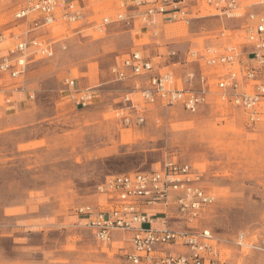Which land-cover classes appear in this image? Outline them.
I'll return each mask as SVG.
<instances>
[{
    "label": "rangeland",
    "instance_id": "rangeland-1",
    "mask_svg": "<svg viewBox=\"0 0 264 264\" xmlns=\"http://www.w3.org/2000/svg\"><path fill=\"white\" fill-rule=\"evenodd\" d=\"M183 1L189 26L169 24L163 38L142 34L139 25L115 24L100 35L90 25L56 23L42 32L56 43L54 58L31 59L23 77L0 72V264H130L129 235L114 233L110 243H99L78 210L111 209L103 192L107 180L158 170L167 161L191 165L214 197L195 226L216 238L220 264H264V101L255 126L216 94L195 113L155 105L142 124L134 113L129 123L124 119V98L141 80L117 82L111 68L128 54L139 51L158 71L183 78L189 71L218 72L186 63L190 51L224 52L234 45L249 52L245 21L218 16L206 0ZM238 1L246 10L264 11L259 0ZM82 4L88 22L121 11L120 0ZM14 8L12 0H0V56L23 33ZM66 78L91 90L94 103L76 106Z\"/></svg>",
    "mask_w": 264,
    "mask_h": 264
},
{
    "label": "built area",
    "instance_id": "built-area-1",
    "mask_svg": "<svg viewBox=\"0 0 264 264\" xmlns=\"http://www.w3.org/2000/svg\"><path fill=\"white\" fill-rule=\"evenodd\" d=\"M80 1L12 0L15 18L26 23V30L13 37L12 46L0 56V72L12 78L23 77L31 59L54 58L56 43L44 39L42 32L56 23L78 28L90 25L102 35L112 25L130 27L139 21L157 38L161 25L159 17L186 26L191 22V13L183 0H120L121 11L98 23L88 22L90 16ZM206 4L226 20L245 21L242 30L251 45L248 64L242 65L234 45L227 46L224 52L213 47L205 49V53L190 51L186 63H197L200 68L204 65L217 67L218 72L207 75L201 69L189 71L179 78L174 70L158 71L147 57L134 51L111 68L117 82L141 80L134 83L133 91L124 98L129 111L124 117L125 122L129 123L130 113H134L137 123L142 124L147 107L155 105L181 106L187 112L195 113L209 105L215 94L221 104L243 110L250 125L262 121L264 11L249 12L238 0H206ZM257 6L264 7V0H259ZM170 56L175 57L176 52L172 51ZM64 85L74 93L76 106L94 103L93 92L80 89L75 80L66 78ZM103 192L110 196L111 209L95 211L84 206L78 213L85 217V226L93 231L99 243H110L114 233L128 234L131 250L126 253V259L130 264H220L219 251L214 245L216 238L209 230H199L195 226L215 199L201 185V175L191 165L167 161L151 172L117 175L106 181ZM150 207H157L161 212L150 215L147 212ZM158 217L162 219L161 228L154 226ZM171 224L177 226L171 227ZM238 239L239 245L244 246V236L240 235Z\"/></svg>",
    "mask_w": 264,
    "mask_h": 264
},
{
    "label": "crops",
    "instance_id": "crops-1",
    "mask_svg": "<svg viewBox=\"0 0 264 264\" xmlns=\"http://www.w3.org/2000/svg\"><path fill=\"white\" fill-rule=\"evenodd\" d=\"M150 2H152L153 0H149ZM82 2H84V0H82V1H80L79 3L80 4H82ZM86 7V6H85ZM264 8V7H263ZM14 10H15V8H14ZM247 11H249V10H247ZM249 12H251V11H249ZM263 12V11H262ZM159 20H160V28H159V30H160V32H159V35H158V39L159 38H163V34H165L163 31L165 30V28H166V26L167 25H169V24H173V23H171V22H169V21H163L162 20V18L161 17H159ZM24 27L22 28V32H24L25 30H26V23L24 22V24H22ZM139 25V27L141 28V32H142V34H143V30H145V32H149V29L148 28H144V27H142V25H141V23L139 22V21H136V22H134V28H136L137 26ZM15 38V37H14ZM162 40V39H161ZM160 40V41H161ZM160 44V43H159ZM161 45V44H160ZM245 47H247L246 49H250L251 50V45L249 44V43H246L245 44ZM244 47V48H245ZM243 48V49H244ZM250 50H248V51H250ZM243 52V50L242 51H240L239 53H240V56L242 57H244L243 58V60H241V62H242V65L243 66H245L246 64H248V62L250 61V56H249V52H247L246 54H243L242 53ZM242 53V54H241ZM240 57V58H241ZM27 124H28V122H27ZM147 212L150 214V215H155V214H157V213H160L161 212V210L159 209V208H157V207H150V208H148V210H147ZM161 217L159 218H157V222L154 224V226L155 227H158V228H161L162 226H163V224H162V222H161ZM174 227V226H173ZM177 251H183V249L182 248H175Z\"/></svg>",
    "mask_w": 264,
    "mask_h": 264
}]
</instances>
